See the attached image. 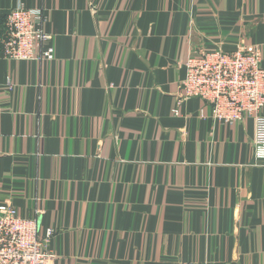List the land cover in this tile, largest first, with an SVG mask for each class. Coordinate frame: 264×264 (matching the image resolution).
I'll return each mask as SVG.
<instances>
[{"label":"crops","instance_id":"1","mask_svg":"<svg viewBox=\"0 0 264 264\" xmlns=\"http://www.w3.org/2000/svg\"><path fill=\"white\" fill-rule=\"evenodd\" d=\"M18 5L43 9L56 59L0 44V203L44 212L55 264H264L254 119L178 97L193 53L264 63V0H0V28Z\"/></svg>","mask_w":264,"mask_h":264},{"label":"built area","instance_id":"2","mask_svg":"<svg viewBox=\"0 0 264 264\" xmlns=\"http://www.w3.org/2000/svg\"><path fill=\"white\" fill-rule=\"evenodd\" d=\"M47 16L42 8L18 5L8 12L0 28L1 52L13 61H54V35L46 30ZM186 76L181 80L179 102L190 98L206 101L214 122L232 125L252 117L255 135L253 156L264 167V63L258 46L203 50L191 54ZM173 113L180 115L175 107ZM24 217L11 201L0 203V264H55L50 240L55 234L49 228L41 237L44 212ZM181 264H192L183 262Z\"/></svg>","mask_w":264,"mask_h":264}]
</instances>
